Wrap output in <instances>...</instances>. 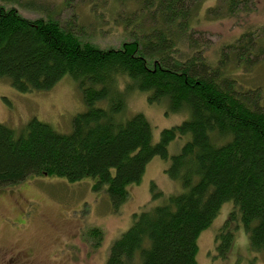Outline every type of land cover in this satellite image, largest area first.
<instances>
[{"label": "trees", "instance_id": "1", "mask_svg": "<svg viewBox=\"0 0 264 264\" xmlns=\"http://www.w3.org/2000/svg\"><path fill=\"white\" fill-rule=\"evenodd\" d=\"M201 1L135 0L122 19L127 38L114 47L96 45L50 14L31 19L0 4V80L27 93L47 91L68 75L83 104L68 131L35 116L15 129L0 122V186L37 175L71 183L89 177L91 189H103L116 209L154 156L178 181L172 193L151 182L150 205L133 213L104 264H200L196 239L225 201L233 207L215 234L217 255L229 253L232 218L251 250L264 253L263 97L227 72L229 63L251 67L252 33L247 28L230 44L232 54L221 50L215 62L206 57L194 36ZM20 4L43 9L41 1ZM252 4L216 0L203 16H234ZM138 91L148 104H164L166 115L184 114L183 120L163 127L154 141L145 114L126 110L128 95ZM100 232L88 233L99 240Z\"/></svg>", "mask_w": 264, "mask_h": 264}, {"label": "rangeland", "instance_id": "2", "mask_svg": "<svg viewBox=\"0 0 264 264\" xmlns=\"http://www.w3.org/2000/svg\"><path fill=\"white\" fill-rule=\"evenodd\" d=\"M33 1H41L43 9L22 7L20 0H1L0 4L14 5L21 15L31 19L50 14L63 25L71 23L77 34L101 47L120 46L127 38L122 19L135 6V0ZM201 3V20L194 36L204 43L206 57L214 62L221 50L232 54L230 44L239 43L242 32L250 29L251 67L244 70L229 63L227 72L245 88H257L264 103V0H254L246 11L222 17L203 16L216 0ZM127 99L128 112L141 111L150 121L154 141L163 127L184 118V114L166 115L164 104H148L139 91ZM82 107L79 90L68 75L47 91L27 93L15 90L6 79L0 80V122L14 129L35 116L60 131H68L71 119ZM175 147L172 142L168 152L174 153ZM146 165L142 180L127 187V198L116 209L103 189H91L93 179L89 177L71 183L56 176L37 175L0 186V264H104L111 242L131 225L133 213L150 205L151 182L163 193L175 192L180 187L177 180L166 175V164L158 156ZM232 207L231 201L222 203L210 225L200 232L196 239L198 263L264 264V253L251 250L244 228L234 218L228 227L233 231L229 253L223 258L217 255L215 234L229 219ZM91 228L101 231L99 240L89 235Z\"/></svg>", "mask_w": 264, "mask_h": 264}]
</instances>
